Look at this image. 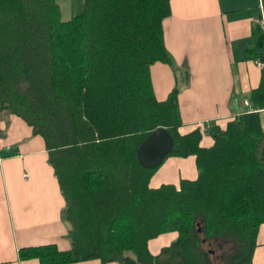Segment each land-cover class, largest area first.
<instances>
[{"label":"trees","instance_id":"trees-1","mask_svg":"<svg viewBox=\"0 0 264 264\" xmlns=\"http://www.w3.org/2000/svg\"><path fill=\"white\" fill-rule=\"evenodd\" d=\"M170 12V0H83L65 20L57 0H0V108L44 136L74 236L68 250L25 246L20 258L251 264L264 222V31L254 23L245 48L262 62L251 108L224 128L209 124L213 143L203 146L199 127L178 130V87L163 100L153 92L150 65H173L163 31ZM159 126L173 137L163 160L194 154L196 178L149 185L163 160L145 167L137 151ZM173 230L175 239L149 250V239Z\"/></svg>","mask_w":264,"mask_h":264},{"label":"crops","instance_id":"crops-1","mask_svg":"<svg viewBox=\"0 0 264 264\" xmlns=\"http://www.w3.org/2000/svg\"><path fill=\"white\" fill-rule=\"evenodd\" d=\"M170 8L163 31L173 65L161 61L150 65L154 95L163 100L178 87L181 133L203 130L211 123L224 128L228 120L251 108L243 100L259 83L261 64L248 58L245 48L254 23L264 31V0H170ZM260 115L264 128V108ZM212 143L211 134L202 132L200 144ZM197 173L194 154L169 155L149 185H178L181 178L193 179ZM66 205L44 136L20 115L0 108V264H44L38 258H20L19 249L25 246L56 243L62 250L72 248L73 226ZM176 236L174 230L162 232L148 240V248L157 253ZM64 264L122 263L89 258ZM251 264H264V222L257 229Z\"/></svg>","mask_w":264,"mask_h":264},{"label":"water","instance_id":"water-1","mask_svg":"<svg viewBox=\"0 0 264 264\" xmlns=\"http://www.w3.org/2000/svg\"><path fill=\"white\" fill-rule=\"evenodd\" d=\"M173 146V137L164 126H159L150 131L138 147L140 164L153 168L158 166Z\"/></svg>","mask_w":264,"mask_h":264},{"label":"rangeland","instance_id":"rangeland-1","mask_svg":"<svg viewBox=\"0 0 264 264\" xmlns=\"http://www.w3.org/2000/svg\"><path fill=\"white\" fill-rule=\"evenodd\" d=\"M59 2V4L61 5V10H62V18L63 19H69L72 17L73 14L78 13L79 11L82 10L83 8V0H57ZM244 46L246 44H240V46ZM236 54V53H235ZM204 132V131H203ZM49 152V150H48ZM50 156V153H49ZM204 244L206 246H208L209 244L204 242ZM211 246V245H210ZM214 247V246H212ZM219 250V249H218ZM219 253L216 255V253H213V256L215 255L216 258H219ZM216 258H214V260H216Z\"/></svg>","mask_w":264,"mask_h":264},{"label":"built area","instance_id":"built-area-1","mask_svg":"<svg viewBox=\"0 0 264 264\" xmlns=\"http://www.w3.org/2000/svg\"><path fill=\"white\" fill-rule=\"evenodd\" d=\"M257 62L262 65V62L260 60H257ZM243 102H244V104H248V105L250 104V101L248 99H244ZM207 127H208V125L204 126V128H203L204 132H208Z\"/></svg>","mask_w":264,"mask_h":264}]
</instances>
